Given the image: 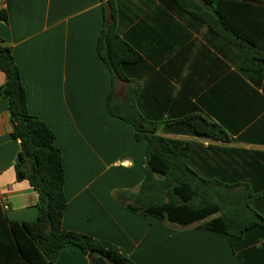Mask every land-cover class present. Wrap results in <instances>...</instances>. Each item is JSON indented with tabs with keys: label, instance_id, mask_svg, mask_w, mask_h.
Listing matches in <instances>:
<instances>
[{
	"label": "trees",
	"instance_id": "trees-1",
	"mask_svg": "<svg viewBox=\"0 0 264 264\" xmlns=\"http://www.w3.org/2000/svg\"><path fill=\"white\" fill-rule=\"evenodd\" d=\"M100 1L106 3L97 54L111 77L108 113L132 125L136 141L146 144V172L138 191H121L117 198L135 215L180 226L204 220L198 229L226 235L239 253L240 264H264V180L249 177L264 169V152L234 149L231 152L240 156L238 162L200 172L190 164L194 151L201 148L196 140L168 139L159 133L161 128L179 126L182 129L174 132L214 143L264 146V95L236 72L233 94L208 109V115L197 106L198 110L175 119H149L138 107L141 88L132 77L133 70L144 63L143 54L136 43L121 36L116 0ZM173 2L215 37L241 49L242 73L257 72L264 65V0ZM0 21L7 22L5 10H0ZM3 42L0 38V71L6 81L0 91L8 102L11 137L21 143L16 178L27 180L39 200L38 218L30 223L10 221L0 203V264H55L67 245L93 260L100 253L113 264H137L109 241L63 228L67 199L62 151L55 145L53 131L29 113L19 67ZM117 80L126 85L125 101L115 97Z\"/></svg>",
	"mask_w": 264,
	"mask_h": 264
},
{
	"label": "crops",
	"instance_id": "crops-1",
	"mask_svg": "<svg viewBox=\"0 0 264 264\" xmlns=\"http://www.w3.org/2000/svg\"><path fill=\"white\" fill-rule=\"evenodd\" d=\"M105 3L0 0V10L7 13V22L0 21V38L19 67L29 113L53 131L55 145L62 151L67 199L63 228L109 241L137 264H240L239 253L226 235L200 230L198 223L180 226L132 214L117 198L118 192L138 191L146 172V144L136 141L132 125L108 113L111 77L97 54ZM120 24L121 36L137 45L127 33L123 35ZM5 81L0 71V89ZM123 84L116 81L115 94ZM205 84L191 103H198L208 115V109L220 106L233 94L235 84L224 75ZM206 93L208 103L203 99ZM141 96L142 92L138 98ZM12 131L8 102L0 91V203L8 207L5 212L10 221L35 222L39 195L27 180L16 178L21 143L11 137ZM194 140L202 144L200 138ZM212 144L211 152L218 148ZM237 144L264 150L263 145ZM199 150L202 165L207 161L217 166L213 153L204 147ZM55 264H94V260L67 245Z\"/></svg>",
	"mask_w": 264,
	"mask_h": 264
},
{
	"label": "rangeland",
	"instance_id": "rangeland-1",
	"mask_svg": "<svg viewBox=\"0 0 264 264\" xmlns=\"http://www.w3.org/2000/svg\"><path fill=\"white\" fill-rule=\"evenodd\" d=\"M116 3L121 18V24L119 23L121 32L132 37L146 57L144 63L133 70L132 77L136 79L142 92L141 99L138 98V107L149 119H175L198 110V103L194 105L191 100L194 101L207 87L205 83L212 81L215 76L224 75L226 80H231L232 74L235 76L234 73H241L248 83L264 95V65L257 72L242 73L239 69L241 49L226 44L202 23L183 14L176 8L173 0H116ZM199 80L200 83L194 85ZM202 85L204 87H201ZM125 91V84L118 86L115 96L119 101H125ZM203 99L207 102L209 93L204 94ZM192 104L194 107H191ZM206 105L204 107H207ZM175 129L182 128L165 127L161 128L159 133L168 139L180 141L195 139L191 134L185 135L188 136L185 138H175L183 135L174 132ZM199 141L202 142L198 143L201 147L213 153L212 158L218 159L216 164H231L235 160L238 162L240 156L231 152L234 149L264 152L263 148L256 146H241L237 143L214 144L206 139ZM211 144L218 148L211 152ZM201 153L200 150L194 151L190 164L196 170L201 168L206 171V167L207 169L210 167V162L206 161L207 164L202 165L199 159ZM207 156L210 157L211 154ZM250 176L263 181L264 169L253 171ZM155 221L161 220L155 218ZM203 222L204 220L198 222V225Z\"/></svg>",
	"mask_w": 264,
	"mask_h": 264
},
{
	"label": "water",
	"instance_id": "water-1",
	"mask_svg": "<svg viewBox=\"0 0 264 264\" xmlns=\"http://www.w3.org/2000/svg\"><path fill=\"white\" fill-rule=\"evenodd\" d=\"M105 260H107V259L104 258L103 256H101L100 253H98V257L95 258L94 264H106Z\"/></svg>",
	"mask_w": 264,
	"mask_h": 264
},
{
	"label": "built area",
	"instance_id": "built-area-1",
	"mask_svg": "<svg viewBox=\"0 0 264 264\" xmlns=\"http://www.w3.org/2000/svg\"><path fill=\"white\" fill-rule=\"evenodd\" d=\"M7 208H8L7 206L4 207V209H7Z\"/></svg>",
	"mask_w": 264,
	"mask_h": 264
}]
</instances>
